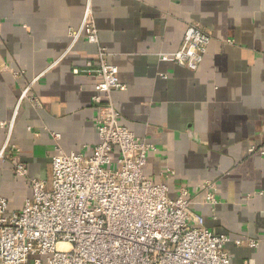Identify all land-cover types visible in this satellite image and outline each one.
Wrapping results in <instances>:
<instances>
[{"label":"crops","instance_id":"crops-1","mask_svg":"<svg viewBox=\"0 0 264 264\" xmlns=\"http://www.w3.org/2000/svg\"><path fill=\"white\" fill-rule=\"evenodd\" d=\"M88 1L99 46L125 86L112 93L120 124L155 147L145 176L171 196L180 185L196 193L215 182L216 220L202 194L193 210L228 236L231 264H264V242L237 244L264 236V0H0V122L14 120L11 144L19 150L0 163L8 212L31 196L14 175L16 162L46 179L56 148L90 153L98 144L91 101L98 79L73 73L95 64L98 46L80 39L68 52ZM191 24L211 36L196 71L159 57L180 48ZM33 80L38 106L28 98L15 115ZM6 134L0 129V147ZM167 170L174 176L164 179Z\"/></svg>","mask_w":264,"mask_h":264},{"label":"built area","instance_id":"built-area-1","mask_svg":"<svg viewBox=\"0 0 264 264\" xmlns=\"http://www.w3.org/2000/svg\"><path fill=\"white\" fill-rule=\"evenodd\" d=\"M70 38L68 52L80 39L98 46L95 64L73 70L98 79L91 97L97 109L93 124L98 144L90 153L56 148L46 179L29 177L24 165L14 164V175L26 180L31 196L17 212H8L7 200L0 196V264H231L228 236L208 229L193 210L194 198L202 194L203 205L216 220L217 184L206 181L196 186V193L180 185L171 196L165 183L145 176L147 156L155 147L120 124L112 93L125 86L99 46L90 1ZM210 40L208 32L191 24L180 48L159 57L196 71ZM35 81L25 83L15 115L28 98L38 106L32 95ZM13 124L0 122V129L7 130L0 163L19 155L11 144ZM172 176L171 170L163 174L164 179ZM244 242L256 248L264 236L237 244Z\"/></svg>","mask_w":264,"mask_h":264}]
</instances>
